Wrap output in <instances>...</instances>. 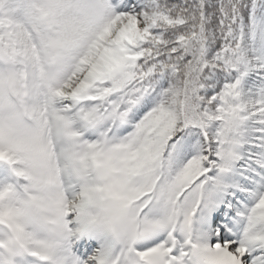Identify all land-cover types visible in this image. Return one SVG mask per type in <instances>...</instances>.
<instances>
[{"label": "snow or ice", "instance_id": "6c2138e0", "mask_svg": "<svg viewBox=\"0 0 264 264\" xmlns=\"http://www.w3.org/2000/svg\"><path fill=\"white\" fill-rule=\"evenodd\" d=\"M0 264H264V0H0Z\"/></svg>", "mask_w": 264, "mask_h": 264}]
</instances>
